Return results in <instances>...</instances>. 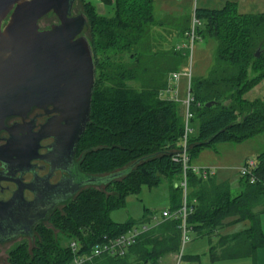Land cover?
I'll return each instance as SVG.
<instances>
[{"label": "trees", "instance_id": "16d2710c", "mask_svg": "<svg viewBox=\"0 0 264 264\" xmlns=\"http://www.w3.org/2000/svg\"><path fill=\"white\" fill-rule=\"evenodd\" d=\"M79 1L94 63L89 122L78 141L81 169L93 176L108 175L126 165L127 171L104 184L109 186L108 193L94 186L82 189L63 213L50 220L59 236L42 228L31 248L22 242L9 250V264H71L74 253L69 241H76L78 253L85 254L105 238L126 233L138 223L132 219L113 222L109 212L124 206L125 197L137 193L144 183L169 180V211L183 204L182 187L172 185L174 179L182 180L178 159L184 131L182 108L160 94L168 87L169 75L182 70L189 58L175 46L186 42L190 17L179 20L168 14L167 19H156L154 0H101L109 7L107 15L91 1ZM193 14L200 23L196 25L200 40L212 38L216 46L207 75L190 78L191 111L198 120L197 131L187 142L190 161L204 147L264 134V97L252 101L244 97L264 78V12H240L235 2H226L220 8L197 7ZM180 38L183 41L177 43ZM254 162V182L240 176L242 189L236 194L214 176L202 179L191 170L186 172V205L191 210L185 222L190 231L210 239L227 225L247 223L210 243L211 260L254 258L256 250L264 248L255 212L257 207L264 210V152ZM181 225L180 218H162L140 233L123 256L104 254L84 264H157L164 255L179 254ZM62 237L69 238L66 245Z\"/></svg>", "mask_w": 264, "mask_h": 264}, {"label": "water", "instance_id": "95a60500", "mask_svg": "<svg viewBox=\"0 0 264 264\" xmlns=\"http://www.w3.org/2000/svg\"><path fill=\"white\" fill-rule=\"evenodd\" d=\"M74 1L0 0V132L5 130L9 135L0 145V162L5 165H23L39 158V141L52 134L61 141L66 142L69 135L70 141H77L89 122L94 63L82 35L86 18L71 15ZM49 12L57 23L40 30L38 21ZM258 55L259 50L255 52ZM34 107L46 112L51 107L49 112L58 114L52 118L58 126L55 133L49 123L36 133L26 131L21 124L6 126L8 118L24 119ZM123 172L85 175L80 185L106 184ZM21 192L10 200H0V243L30 236L47 217L49 211L40 195L25 202Z\"/></svg>", "mask_w": 264, "mask_h": 264}, {"label": "rangeland", "instance_id": "374dc122", "mask_svg": "<svg viewBox=\"0 0 264 264\" xmlns=\"http://www.w3.org/2000/svg\"><path fill=\"white\" fill-rule=\"evenodd\" d=\"M87 1H91V3L96 7V10L98 12H100L104 15L108 14L109 7L105 2H103L101 0H98V1L87 0ZM161 1H163V0H154V7H155V18L162 20V19L168 18V13L167 12L163 13V12H161L160 8L159 9L157 8V7H159V4L161 3ZM166 1H168L172 6V10L170 12L171 14L181 13V14L186 15L187 17H190L189 27H188V29H186L184 31V34H185V32L188 31L191 27V23H192L191 19H192L193 13H194V7L196 5L200 6V1L199 0H166ZM78 14L84 15V17L86 18L85 14L83 12L82 3L79 0H75L73 7H72L71 15H78ZM182 17L183 16H180V17L177 16L175 18L182 20ZM56 23H57V18L55 17V15H52L50 13H48L47 15H45L44 17H42L38 21V25H39L40 30H44V29L46 30V28L49 29L52 25H54ZM82 35L87 39V41L89 43L90 42L89 41V32H88L87 27H85V29L83 30ZM180 36L185 38L182 33ZM215 46H216V42L212 38H206V39H203L200 41H196L194 43L193 54H192V58H191V62H190L191 75H193V76H205V75H207V73H208V71L212 65V59H213ZM183 51L186 52V54L188 55L187 50H183ZM91 55H92V53H91ZM188 66H189V58H187V60L184 64V67L187 69H188ZM181 72H184V68L181 70ZM180 78L181 79H180L179 84L180 83H182V85L185 84V87H186V77L181 76ZM161 96L163 98H166L168 96H171V94H169L168 92H162ZM178 96H179L178 98L181 99L184 96V90H181L179 88V95ZM189 126L194 128V131L189 132V136H191V135L195 134L197 131L198 120L193 119L189 123ZM257 135H259L258 137L263 136L262 134H257ZM227 143H231L233 145H236L238 143L239 144L242 143L240 145H247V144H245L247 142H244V143L243 142H238V143L227 142ZM253 143H255V142H253ZM219 144H221V143H218L215 145V149L204 147L190 161L191 166H194V167L212 168L214 170V173L216 176V177L214 176L216 181L219 180L218 173H219L220 167L215 166V165H206V164H209L208 161L212 160V159H214V161L211 163H214V164H220L221 163L218 158L215 159L214 156L209 152V151L216 150L217 147H221V146H219ZM241 147H243V146H241ZM253 161H255V157H252L251 159H247L246 161L239 163L236 166L240 165L239 168H241L245 163H250ZM231 164H235V163H231ZM126 166H124V168H122V170L120 169V171L126 172L127 171ZM229 168H232V167H222V169H228V170H225V178L227 177V180H228V182L227 181L226 182L229 184V187H231L230 189L233 191L232 193L235 194L236 191H238V185L239 184L237 183V181H238V178L240 175H239L238 170H237V173H235V170H233V169L231 170ZM119 177H121V176H119ZM119 177L115 178V179H119ZM180 182L181 181H179L178 179H174L172 181V185H178V184H180ZM89 186H94V188L102 190L105 193H108L109 186L104 185V184L85 185V186L81 187V190L85 189ZM169 191H170V182H169V180H166V179H163L160 183H158L156 185H149V184L144 183L140 186L139 191L137 193H130L125 197L124 206L111 210L109 212V217L113 222H116V223H125L126 221L132 219V220L136 221V223H138V224H136V226H138V227L139 226H141V227L145 226L147 228H151L162 220L161 212L164 209H170ZM76 196H75V198H76ZM182 197H183V194H182ZM63 211H64L63 208H57L48 217V219L46 221H44L42 224H40L33 231V234L30 237L29 236H23V237H20L16 240H13V241L0 243V264H9L8 252L15 244L25 242V243H27L28 247L31 248L32 245L35 243L36 239L39 238V231L44 227L52 229L53 235L55 237H58L60 232L52 228V226L50 224V220L54 214L63 213ZM147 217H149V221H146ZM241 228H243L241 226V224H238V225L232 224L229 227H225L221 231L222 232H227V231H233L234 232V231H237ZM226 229H229V230H226ZM186 235H187V239L182 242L180 252L177 255L178 257H180L178 259V261L181 259V255L182 256L188 255L189 253H191L193 251H196L199 253L203 252L205 247H202V243L205 246L207 244V237L206 236H197L194 231H190V230L187 231ZM218 237H219V232H217L216 237L211 236L210 239L214 242H217ZM68 240H69V238L62 237V241H63L62 243L64 245L67 244ZM157 264H162V263L158 262ZM175 264H177V261ZM179 264H187V263L185 262V260L181 259L179 261Z\"/></svg>", "mask_w": 264, "mask_h": 264}, {"label": "flooded vegetation", "instance_id": "af4514ba", "mask_svg": "<svg viewBox=\"0 0 264 264\" xmlns=\"http://www.w3.org/2000/svg\"><path fill=\"white\" fill-rule=\"evenodd\" d=\"M49 13L54 15L52 12ZM6 21L3 22V25ZM50 109L51 107L46 112L34 107L24 119L19 117L8 118L6 126L21 124L26 131L36 133L41 130L43 125L49 123L51 125L50 130L55 133L58 126L52 123V118L58 116V114L49 112ZM60 124H64V122L62 121ZM8 137L7 131H1L0 145L5 144ZM70 138L71 135H69V141ZM79 139L65 142L52 134L39 141V158L31 159L23 165L13 164L10 166L0 162V175L2 176L0 179V200L12 199L19 190L22 191V200L25 202H31L40 195L45 202L46 211H49L44 221L57 208H64L72 202L81 191V180L85 175H89L81 169L83 153L80 152L78 147ZM44 221L38 223L34 230ZM34 230H32L31 235ZM20 237L23 236L11 238L7 242Z\"/></svg>", "mask_w": 264, "mask_h": 264}, {"label": "built area", "instance_id": "2783aa9c", "mask_svg": "<svg viewBox=\"0 0 264 264\" xmlns=\"http://www.w3.org/2000/svg\"><path fill=\"white\" fill-rule=\"evenodd\" d=\"M98 1V0H96ZM200 24L199 21L195 18V15L192 16V23L191 27L188 31L185 32L186 42L182 44H177L175 46L176 50L185 49L188 51L189 57V66L188 69L184 67V72L181 70L177 72H173L169 75L168 78V87L162 92H168L171 96L166 97L167 99L174 100L179 102L182 108L183 113V136H182V143L181 148L179 150L178 159L182 165V180L180 182V186L183 189V204L182 206L176 211H169L163 210L161 212L162 218H180L182 221V242L187 239V231L189 230L186 226V216L190 212L186 205V172L187 170H191L197 176L202 179H207L208 177L215 176L214 170L209 167H194L190 164V159L188 155V137L189 132H192V127L189 126V123L193 120V113L191 111V105L193 102V98L190 95L189 88H190V78H191V69H190V62L193 53V46L196 41H200V37L196 34V25ZM181 76H185L188 79V87L185 92V95L179 99V88L178 83ZM161 92V94H162ZM160 94V95H161ZM161 98H163L161 96ZM165 98V99H166ZM255 168V162L245 163L241 168H239V175L241 177L249 176L250 182H254L253 170ZM148 228L145 226H134L129 229L126 233H123L114 238H105L101 243L93 246L89 253L80 254L78 253V245L77 242L74 240L69 241V247L71 251L74 253V258L71 264H84L85 262L89 261L90 259L100 256V255H110V256H123L127 250V248L132 245L138 235L143 231H146Z\"/></svg>", "mask_w": 264, "mask_h": 264}, {"label": "crops", "instance_id": "0c3cea01", "mask_svg": "<svg viewBox=\"0 0 264 264\" xmlns=\"http://www.w3.org/2000/svg\"><path fill=\"white\" fill-rule=\"evenodd\" d=\"M199 1H200V6L196 5L194 9L197 7L220 8L226 2H235L240 12H264V0H199ZM157 8L158 9L160 8L161 11L163 12H167L169 15H171V17L183 16L187 18L186 15L181 14V13L171 14L170 12L172 10V6L166 0L161 1V3L159 4V7ZM182 41H183V38H180V40L177 43H180ZM187 87H188V79L186 77V87H185V84L182 85V83L180 84L178 83V88H180L181 90H184V95H185ZM244 97L250 101L263 98L264 97V78L256 86L248 90L245 93ZM192 130L194 131L193 127H192ZM262 135H263L262 137H258L259 135H255L253 137L248 138L250 141L248 139L242 141L243 143L247 142L245 143L247 145H240L242 143L233 145L231 143L225 142V143L219 144V146L221 147H217L216 150L212 149L213 151H209L214 156L215 159L218 158L221 162L220 164H214V163H211L214 161V159H212L208 161L209 164H206V165H215V166L220 167L219 173H218L219 180L217 182H226V181L228 182L227 177L225 178V170H228V169H222V167H232L229 169L231 170L233 169L235 170V173H237V170H239L238 168L240 165L239 166H236V165L246 161L247 159H251L252 157H255L256 159V157L260 153L264 152V134ZM213 148L215 149V146ZM231 163H235V164H231ZM237 183L239 185H238V191H236V193L240 192L242 189V185L240 183V176L238 178ZM232 192L233 191L231 190V193ZM164 210H169V209H164ZM255 212L259 213L261 228L264 233V210H262L261 207H257L255 209ZM238 224H241L242 227L247 226L246 222L237 223L235 225H238ZM229 226L231 225H227L225 227H229ZM225 227L219 230V235H229L233 233V231L222 232L221 230H223ZM226 230H229V229H226ZM210 243L215 244L214 241H212L211 239H208L207 237L206 246L203 245L202 243V247H205L203 252L199 253V252L193 251L189 253L188 255H183V256L181 255V259L185 260L187 264H254V263L264 264V248L257 249L255 252L254 258L241 257V258H235V259L211 260L210 254H209ZM177 255L178 254H175V253L164 255L163 257L160 258L159 263L161 262L162 264H175L177 261V264H179V261L181 259L178 261L180 257H178Z\"/></svg>", "mask_w": 264, "mask_h": 264}]
</instances>
